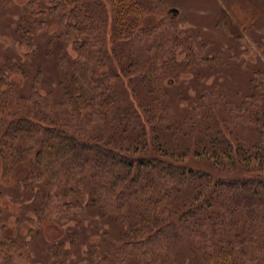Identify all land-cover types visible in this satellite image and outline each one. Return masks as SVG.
I'll return each mask as SVG.
<instances>
[{
    "label": "trees",
    "instance_id": "trees-1",
    "mask_svg": "<svg viewBox=\"0 0 264 264\" xmlns=\"http://www.w3.org/2000/svg\"><path fill=\"white\" fill-rule=\"evenodd\" d=\"M148 10L142 0L23 5L13 34L27 63L0 66V168L30 157L22 183L38 190L39 213L74 225L46 258L2 235L0 264H69L84 243L92 264H264V72L231 100L204 83L218 59L187 35L159 37ZM43 53L57 72L45 93L42 69L29 81L25 68ZM181 73L193 74V96L169 85ZM96 216L115 229L100 244L85 226Z\"/></svg>",
    "mask_w": 264,
    "mask_h": 264
},
{
    "label": "rangeland",
    "instance_id": "rangeland-1",
    "mask_svg": "<svg viewBox=\"0 0 264 264\" xmlns=\"http://www.w3.org/2000/svg\"><path fill=\"white\" fill-rule=\"evenodd\" d=\"M27 1L12 0L13 7L9 11L0 6V66L25 61L13 28ZM142 1L149 8L143 21L149 25L159 23V37L167 39L174 33L187 35L196 50L201 49L204 56L218 59L216 68L206 67L203 71L206 75L204 83L217 84L231 100L237 101V92L241 94L246 89L252 72H264V0ZM173 9L177 12H173ZM56 27L52 24L51 32ZM45 42V38L41 39L46 50ZM177 56H184L180 48L177 49ZM34 62L25 66L30 76L28 80L41 68L40 87L41 92L45 93L46 86L54 87L57 84L56 68L44 53ZM10 79L21 87L28 81L17 70L10 73ZM168 82L175 85L180 93L187 91L192 96L196 93L197 82L192 73H181L178 80ZM31 160L27 158L25 163L13 167L8 173H3V168H0V239L2 235L20 236L32 242L33 255L46 258L51 255L53 244L64 240L74 223L58 225L39 213L42 201L38 190L35 187L25 189L22 183L33 170ZM194 163L207 164L198 158L194 159ZM93 220V223L85 224L88 230L95 233L93 240L100 244L103 237L111 238L115 230L112 224L99 216L93 217ZM105 232L107 234L103 236ZM66 244L68 246V242ZM87 249V244H82L80 253L71 254L69 264H92Z\"/></svg>",
    "mask_w": 264,
    "mask_h": 264
},
{
    "label": "water",
    "instance_id": "water-1",
    "mask_svg": "<svg viewBox=\"0 0 264 264\" xmlns=\"http://www.w3.org/2000/svg\"><path fill=\"white\" fill-rule=\"evenodd\" d=\"M173 12H177V10L173 9Z\"/></svg>",
    "mask_w": 264,
    "mask_h": 264
}]
</instances>
